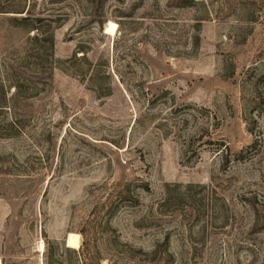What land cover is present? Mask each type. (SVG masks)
<instances>
[{"label": "rangeland", "instance_id": "374dc122", "mask_svg": "<svg viewBox=\"0 0 264 264\" xmlns=\"http://www.w3.org/2000/svg\"><path fill=\"white\" fill-rule=\"evenodd\" d=\"M179 1L0 0V264H264V0Z\"/></svg>", "mask_w": 264, "mask_h": 264}, {"label": "trees", "instance_id": "16d2710c", "mask_svg": "<svg viewBox=\"0 0 264 264\" xmlns=\"http://www.w3.org/2000/svg\"><path fill=\"white\" fill-rule=\"evenodd\" d=\"M47 1H49V2H62L64 0H47ZM118 1H122V0H118ZM186 2L195 3L198 1H196V0H180L178 3L180 5H184ZM104 5H105V0H86V5L84 7L81 6L82 7L81 9L85 15L91 16V15L97 14V12L99 10H103ZM32 6H34V4H32L31 6H28L27 8H24V10L19 11V13H24V16H22V18L13 17V19L14 20L20 19L23 21H30L31 20L32 22L29 24V29L34 31L33 32L34 38L39 37L41 34H42L41 36H48L51 38L52 32L51 31L49 32V27H51L53 21L59 20V18L61 17V14L57 13L56 17L41 16L42 14L41 15L33 14L32 13ZM42 9L44 10V7H42L41 10ZM2 12H4V11H2ZM45 19L50 23L43 24L42 21ZM81 49L82 48H79L78 49L79 51H77V52H80ZM81 52H83V53L80 56H83L85 58L84 51L81 50ZM64 249L74 251L71 247H68V246H64Z\"/></svg>", "mask_w": 264, "mask_h": 264}, {"label": "bare ground", "instance_id": "6f19581e", "mask_svg": "<svg viewBox=\"0 0 264 264\" xmlns=\"http://www.w3.org/2000/svg\"><path fill=\"white\" fill-rule=\"evenodd\" d=\"M116 24L109 22L106 29H105V33L107 34H113L116 30ZM67 246L71 247V248H76L79 245V237L75 234H69L67 237ZM40 248L42 249L43 247L40 246Z\"/></svg>", "mask_w": 264, "mask_h": 264}]
</instances>
